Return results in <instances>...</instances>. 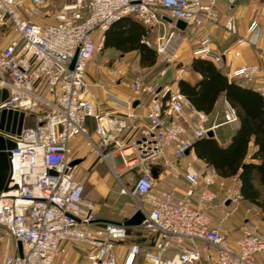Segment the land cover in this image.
I'll use <instances>...</instances> for the list:
<instances>
[{"label":"built area","instance_id":"obj_1","mask_svg":"<svg viewBox=\"0 0 264 264\" xmlns=\"http://www.w3.org/2000/svg\"><path fill=\"white\" fill-rule=\"evenodd\" d=\"M226 1L232 4L235 0ZM216 3L71 0L57 9L53 21H44L38 18L46 0H0V27L10 26L16 36L0 46V87L8 90L0 109L25 114L21 133L12 136L15 148L10 150L9 188L0 192V232L13 238L17 251L1 255L0 250V264H134L139 253L146 264H257V255L264 252L259 224L247 221L234 238L224 226L241 199L237 176L227 184L214 170L194 169L197 157L192 155L182 172L186 181L182 197L169 190H153L151 168L158 161L171 174L181 173L178 162L167 155V148L175 157H183L208 130L238 122L236 109L226 99L220 111L206 113L196 109L178 86L165 83L155 87L145 84L141 75H134L130 91H146L152 99L146 106L145 131L124 143L122 135L135 119L131 95L107 92L120 112L95 110L87 96L86 66L102 47L105 31L122 16L135 15L149 26L164 25V17L158 14L162 9L186 25L216 28L220 25ZM252 10L245 34L237 33L232 16L222 24L228 35L235 36L236 48L230 51L234 56L240 54L238 47L257 44L264 2ZM182 39V30L174 27L154 41L142 40L154 48L164 65L159 76L176 61ZM228 52L226 48L213 50L209 30L203 31L193 50L196 57L209 59L220 69L226 65ZM111 74L122 75L123 68H113ZM225 75L251 85L264 98V63H240ZM41 86L45 95L38 92ZM87 117L94 119L97 141L87 131ZM78 135L84 136L86 144L109 166L121 183L120 193L129 194L136 210L143 212L139 226L150 242L145 249L133 243L122 258L116 256L114 247L127 238V229L123 223L96 221L98 205L84 196L83 182L76 176L77 164H71L70 141ZM126 171L134 177L131 188L122 179ZM217 198L222 215L218 224L211 226L207 209ZM65 243L82 246L84 254L70 260Z\"/></svg>","mask_w":264,"mask_h":264},{"label":"crops","instance_id":"obj_2","mask_svg":"<svg viewBox=\"0 0 264 264\" xmlns=\"http://www.w3.org/2000/svg\"><path fill=\"white\" fill-rule=\"evenodd\" d=\"M263 2L264 0H235L232 4H228L226 0H217L216 9L220 15V25L216 28H211L209 26L194 27L191 25H186L185 29L182 30L183 39L179 46L176 61L166 67V71L162 76H159V70L164 65L158 54L157 60L153 65L143 67L139 63L140 52L138 49L126 50L124 49V45H117L111 42L113 41L111 34L106 35L104 33L103 45L100 48L101 53L98 54L97 51L93 53L92 58L87 64L85 71L87 82V96L92 100L95 110H116L119 112L121 111L119 106H117L114 102L108 99L107 92L116 94L121 97L131 95L132 112L135 115V119L132 122L130 128L122 135V139L124 143H129L130 141L139 138L147 127L145 111L146 106L150 103L152 99V96L146 91L132 93L129 89V83L132 77L134 75L139 74L143 77L145 84L153 85L155 87L163 85L165 83H172L173 85L177 86V81L179 79H186L191 83H194L200 78V74L191 70L190 64L193 57L195 56L193 50L196 46V41L201 36L204 30L210 31L211 47L214 51H219L224 48L229 49V52L226 55L225 59L226 65L224 68L221 69L224 74L229 68L236 67L240 63H250L258 65L263 64L264 17L259 16L258 18L259 36L256 46L238 47L240 51L239 56H234L230 52L232 49L236 48L234 43L235 36L228 35L222 26L224 19L228 16H232L235 19L237 33L245 34L246 28L250 25L252 17L254 15L252 10L253 6L261 5ZM64 3L66 2H63L62 0H46V5L41 10V16L40 18H38V20L47 21L46 17L43 16V13L47 12L45 11V9L49 5L55 6L58 4L62 5ZM56 11L57 10H55V12ZM55 12L52 15L53 17ZM158 14L163 17L171 18L168 13L162 9L158 11ZM171 19L172 22H168L164 19V25L157 24L149 26L143 23L147 27V31L145 36L141 35L139 41L141 43H143V39H149L151 41H154V39L158 35H160L161 30L168 31L174 28L176 19ZM15 37V34L10 33L9 38H7L5 43H0V46L6 45L10 40L15 39ZM149 48L154 50L153 47ZM127 64H129L130 72L128 70L127 73L124 72V74L116 76L111 74V69L121 67ZM238 83L245 87H251V85L244 82ZM38 92L41 95H45L44 86H41ZM224 99L225 98L223 96L217 99L210 114H214L215 112L221 110ZM85 126L89 135H91V137L95 141H97L96 136L94 134L95 122L92 117H87L85 119ZM238 126L239 122L233 125H221L214 130L213 138H215L220 145L225 146L230 142L231 137L238 128ZM70 147L71 156L74 158V160L77 161L76 176L80 178L83 182L87 170L91 169L97 162L102 161L96 156L92 147L86 144L85 138L82 135L74 137L70 141ZM255 150L256 146H254L252 141H250L248 153L245 158L246 161L249 160L250 155ZM166 153L171 159H175L178 162L181 173L179 175L171 174L170 170L165 168L162 163L158 161L151 168V175L154 179L153 190L155 192L159 190H169L173 191L176 196L182 197L186 188V181L182 172L184 171L185 165L189 161L190 157L196 154L193 148L189 150L185 156L180 158L175 157L172 154V150L170 148L166 149ZM196 157L197 160H195L192 164L194 169L200 171H215L212 166L208 165L197 155ZM116 162L118 163V159H116ZM78 167L84 169L85 172L80 174V172L77 171ZM233 176L236 175L221 178L224 179V181L228 184L231 182V177ZM123 178L125 179V176L123 177L122 175V179ZM213 189L218 190L216 186H214ZM84 196L86 198L92 199L97 203L98 210L96 213V221L98 222L123 223V221L132 216L137 209V205L134 200V204L127 205V207H122L121 203H126L125 200H119L117 199V197L110 198V196H108L105 200L108 201L109 206L103 208L100 202L97 201V199H99V197L101 196L97 191H93L90 197H87L85 194ZM219 201V198L215 199L213 205L207 209V215L209 217L211 226H216L218 224L219 218L222 215L223 207L220 205ZM110 202L112 203L111 206H113L114 209L110 208ZM193 203L196 204V197H194ZM249 220L258 223L261 232L264 233V212H262L257 205L243 199L241 196L237 210L226 221H224V226L230 230V232L232 233L231 237L234 238L239 232L241 226L246 224ZM240 224L242 225L239 227ZM125 226L127 227V238L123 241L118 242L114 247L116 256L118 258H122L128 250L129 246L133 243L138 244L141 250L145 249L150 244L149 239L147 238L146 231L139 225ZM65 245L68 246V256L70 260L77 259L78 257L84 254V248L82 246L68 243H65ZM256 262L257 264H264V252L259 253L257 255ZM203 263L206 264L205 262L200 261V264ZM134 264H146L141 253L136 256Z\"/></svg>","mask_w":264,"mask_h":264},{"label":"trees","instance_id":"obj_3","mask_svg":"<svg viewBox=\"0 0 264 264\" xmlns=\"http://www.w3.org/2000/svg\"><path fill=\"white\" fill-rule=\"evenodd\" d=\"M146 31L147 27L138 17L128 14L111 24L105 34H111V42L124 45L126 50L138 49L139 63L144 67L157 60V53L139 41ZM190 66L200 78L194 83L179 79L180 92L196 109L206 113H210L217 99L223 96L236 109L239 122L227 145H220L213 137H201L192 143L195 154L220 177L236 175L241 182L242 198L264 212V98L251 87L229 79L209 59L194 56ZM250 141L256 150L246 161Z\"/></svg>","mask_w":264,"mask_h":264},{"label":"rangeland","instance_id":"obj_4","mask_svg":"<svg viewBox=\"0 0 264 264\" xmlns=\"http://www.w3.org/2000/svg\"><path fill=\"white\" fill-rule=\"evenodd\" d=\"M62 1L68 2L71 0H62ZM60 5L61 4H58L55 6L49 5L45 9V11L47 12L43 13V16L46 17L47 21L54 20V17L52 15L55 12V10L59 8ZM165 32H166L165 30H161L160 34H163ZM10 33L15 34L10 26L0 27V43H5L7 38H9ZM96 51L98 54L101 53V49H97ZM121 67L123 68V71L125 73H127L128 70L130 72L129 64L121 66ZM29 123H31V121H29ZM77 171L80 172V174L85 172V170L81 169L80 167L77 168ZM124 176H125V179L123 178V181L127 184L128 188H131L132 178H134L133 175L130 172L126 171L123 174V177ZM83 186H84V194L87 197H90L93 191H97L99 195H101L99 199H97V201L100 202L103 208L109 206L108 201L105 200L108 196H110V198L117 197V199L119 200L120 199L125 200L127 204L121 203L122 207H127V205L134 204L133 203L134 199L129 194L120 193L121 183L117 180V178L114 176L113 172L111 171V169L105 162H97L91 169L87 170V173L84 176ZM111 205L112 203L110 202V208L114 209V207ZM241 225L242 224H240L239 227ZM0 235H1V242H2L0 246L1 255L5 254L6 251H8L10 254L15 253L17 249L14 244L13 238L2 231L0 232ZM197 264H200V262H198Z\"/></svg>","mask_w":264,"mask_h":264},{"label":"water","instance_id":"obj_5","mask_svg":"<svg viewBox=\"0 0 264 264\" xmlns=\"http://www.w3.org/2000/svg\"><path fill=\"white\" fill-rule=\"evenodd\" d=\"M168 22H172L169 17H164ZM175 27L184 30L186 23L181 19L175 20ZM76 53L70 63V68L73 66ZM8 90L5 87H0V102L6 99ZM25 125V114L23 111L0 109V192L7 190L10 181V150L15 148V142L12 136H18ZM207 137H213L214 131L208 130ZM73 160L71 164H76ZM144 218L141 210H136L132 216L123 221L124 225L137 226ZM18 252L21 255V244L17 242Z\"/></svg>","mask_w":264,"mask_h":264}]
</instances>
